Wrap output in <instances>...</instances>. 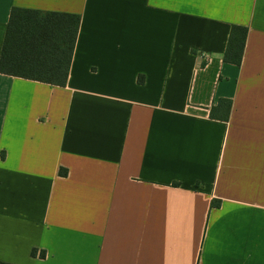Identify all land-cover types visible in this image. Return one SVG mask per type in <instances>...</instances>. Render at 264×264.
I'll return each mask as SVG.
<instances>
[{
  "label": "crops",
  "instance_id": "crops-1",
  "mask_svg": "<svg viewBox=\"0 0 264 264\" xmlns=\"http://www.w3.org/2000/svg\"><path fill=\"white\" fill-rule=\"evenodd\" d=\"M12 8L80 21L64 87L0 74V262L264 264V0H0V54Z\"/></svg>",
  "mask_w": 264,
  "mask_h": 264
},
{
  "label": "trees",
  "instance_id": "trees-1",
  "mask_svg": "<svg viewBox=\"0 0 264 264\" xmlns=\"http://www.w3.org/2000/svg\"><path fill=\"white\" fill-rule=\"evenodd\" d=\"M79 21L78 15L12 8L0 54V74L64 87ZM246 36V27H230L222 56L224 63L240 65ZM230 109L229 99H219L210 109L209 118L226 122ZM30 255L45 257L43 251L36 249Z\"/></svg>",
  "mask_w": 264,
  "mask_h": 264
}]
</instances>
